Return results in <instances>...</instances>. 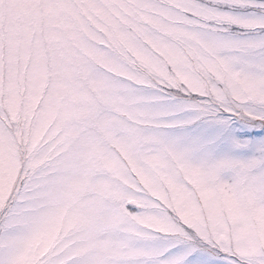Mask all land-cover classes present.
Masks as SVG:
<instances>
[{"label": "snow or ice", "instance_id": "snow-or-ice-1", "mask_svg": "<svg viewBox=\"0 0 264 264\" xmlns=\"http://www.w3.org/2000/svg\"><path fill=\"white\" fill-rule=\"evenodd\" d=\"M0 264H264V0H0Z\"/></svg>", "mask_w": 264, "mask_h": 264}]
</instances>
